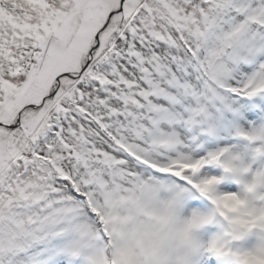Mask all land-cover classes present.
<instances>
[{
    "label": "snow or ice",
    "instance_id": "obj_1",
    "mask_svg": "<svg viewBox=\"0 0 264 264\" xmlns=\"http://www.w3.org/2000/svg\"><path fill=\"white\" fill-rule=\"evenodd\" d=\"M0 264H264V0H0Z\"/></svg>",
    "mask_w": 264,
    "mask_h": 264
}]
</instances>
